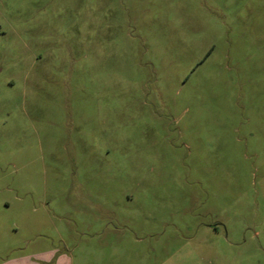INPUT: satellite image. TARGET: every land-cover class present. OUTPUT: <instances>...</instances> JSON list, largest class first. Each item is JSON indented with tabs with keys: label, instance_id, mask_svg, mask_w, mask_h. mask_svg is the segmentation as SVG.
<instances>
[{
	"label": "rangeland",
	"instance_id": "374dc122",
	"mask_svg": "<svg viewBox=\"0 0 264 264\" xmlns=\"http://www.w3.org/2000/svg\"><path fill=\"white\" fill-rule=\"evenodd\" d=\"M49 249L264 264V0H0V262Z\"/></svg>",
	"mask_w": 264,
	"mask_h": 264
},
{
	"label": "crops",
	"instance_id": "0c3cea01",
	"mask_svg": "<svg viewBox=\"0 0 264 264\" xmlns=\"http://www.w3.org/2000/svg\"><path fill=\"white\" fill-rule=\"evenodd\" d=\"M108 236L102 235L101 240L106 241ZM136 241H140L136 239ZM105 252H86L76 253L67 249H49L46 251H37L31 254L18 253L16 256H10L0 262V264H102L101 259Z\"/></svg>",
	"mask_w": 264,
	"mask_h": 264
}]
</instances>
